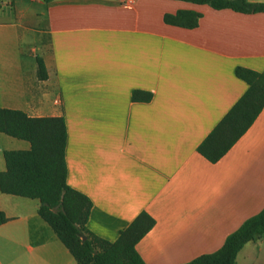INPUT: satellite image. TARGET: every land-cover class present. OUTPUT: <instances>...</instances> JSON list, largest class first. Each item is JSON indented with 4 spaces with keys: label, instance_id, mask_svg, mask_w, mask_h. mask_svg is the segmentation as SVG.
Instances as JSON below:
<instances>
[{
    "label": "crops",
    "instance_id": "crops-1",
    "mask_svg": "<svg viewBox=\"0 0 264 264\" xmlns=\"http://www.w3.org/2000/svg\"><path fill=\"white\" fill-rule=\"evenodd\" d=\"M122 1L2 0L0 109L64 119L67 183L91 200V232L115 242L145 212L144 262L187 264L264 209V107L218 162L198 152L248 90L236 68L264 71V13ZM179 11L200 14L197 27L164 22ZM30 147L0 133V173L4 152ZM39 206L0 191V264H78ZM236 264H264V237Z\"/></svg>",
    "mask_w": 264,
    "mask_h": 264
},
{
    "label": "trees",
    "instance_id": "trees-1",
    "mask_svg": "<svg viewBox=\"0 0 264 264\" xmlns=\"http://www.w3.org/2000/svg\"><path fill=\"white\" fill-rule=\"evenodd\" d=\"M175 1L243 14L264 13V3L247 0ZM199 18L198 13L179 11L175 15H165L164 22L192 29L197 27ZM37 66L39 78L46 79L47 71L42 59L37 58ZM236 75L248 84L247 92L198 148V152L212 163L218 162L235 145L264 107V71L258 73L238 67ZM150 98L143 92L133 93L134 100L149 101ZM0 133L31 145L27 151L4 152L6 171L0 173V191L38 200V214L78 264H146L136 246L155 226V220L147 213H141L128 228L121 231L115 242L106 241L89 230L91 200L67 183V129L63 118H30L22 111L0 109ZM7 221L0 209V225ZM263 237L264 209L228 236L220 250L187 264H236L244 246Z\"/></svg>",
    "mask_w": 264,
    "mask_h": 264
},
{
    "label": "built area",
    "instance_id": "built-area-1",
    "mask_svg": "<svg viewBox=\"0 0 264 264\" xmlns=\"http://www.w3.org/2000/svg\"><path fill=\"white\" fill-rule=\"evenodd\" d=\"M135 3V0H123L122 1V6L124 7H131Z\"/></svg>",
    "mask_w": 264,
    "mask_h": 264
}]
</instances>
